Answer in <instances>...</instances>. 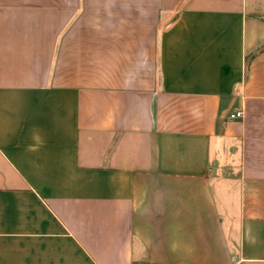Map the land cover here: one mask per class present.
I'll return each instance as SVG.
<instances>
[{
    "label": "crops",
    "instance_id": "0c3cea01",
    "mask_svg": "<svg viewBox=\"0 0 264 264\" xmlns=\"http://www.w3.org/2000/svg\"><path fill=\"white\" fill-rule=\"evenodd\" d=\"M0 264H264V0H0Z\"/></svg>",
    "mask_w": 264,
    "mask_h": 264
},
{
    "label": "built area",
    "instance_id": "2783aa9c",
    "mask_svg": "<svg viewBox=\"0 0 264 264\" xmlns=\"http://www.w3.org/2000/svg\"><path fill=\"white\" fill-rule=\"evenodd\" d=\"M244 116L243 109L236 108L231 114L230 119H240Z\"/></svg>",
    "mask_w": 264,
    "mask_h": 264
},
{
    "label": "rangeland",
    "instance_id": "374dc122",
    "mask_svg": "<svg viewBox=\"0 0 264 264\" xmlns=\"http://www.w3.org/2000/svg\"><path fill=\"white\" fill-rule=\"evenodd\" d=\"M214 187L216 188V193L219 195V189L216 186V182L214 183ZM234 196H236V191L234 190Z\"/></svg>",
    "mask_w": 264,
    "mask_h": 264
}]
</instances>
